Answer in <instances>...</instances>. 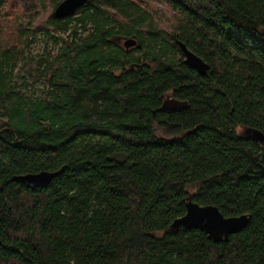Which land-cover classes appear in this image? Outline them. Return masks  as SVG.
Masks as SVG:
<instances>
[{"label": "trees", "instance_id": "16d2710c", "mask_svg": "<svg viewBox=\"0 0 264 264\" xmlns=\"http://www.w3.org/2000/svg\"><path fill=\"white\" fill-rule=\"evenodd\" d=\"M60 1L0 0L12 23L0 29V264H264V0H87L34 25ZM74 14L87 36L18 67L25 35L68 30ZM132 36L139 48L117 43ZM27 74L42 96L15 89ZM169 98L187 104L159 111ZM41 170L59 173L35 188L11 179ZM187 197L251 218L218 242L170 232Z\"/></svg>", "mask_w": 264, "mask_h": 264}, {"label": "water", "instance_id": "95a60500", "mask_svg": "<svg viewBox=\"0 0 264 264\" xmlns=\"http://www.w3.org/2000/svg\"><path fill=\"white\" fill-rule=\"evenodd\" d=\"M87 0H62L53 10L56 18H63L77 11ZM123 47L128 50L131 47H140L135 36L122 39ZM177 45L183 54V64L194 69L198 74L207 73L208 64L197 54L191 51L187 46L177 41ZM185 101L176 99L164 100L159 111H173L182 109L186 106ZM254 141L262 142L263 134L255 129H251L248 136ZM59 171L41 170L38 172H29L12 176V180L24 184L26 187L35 188L46 186L58 175ZM185 213L176 217L169 225L170 232H177L180 227L185 229H198L207 235V238L213 242L221 239L227 240L228 236L242 230L249 222L250 214H240L235 216H224L215 205H200L194 202L191 197H187L185 203Z\"/></svg>", "mask_w": 264, "mask_h": 264}, {"label": "rangeland", "instance_id": "374dc122", "mask_svg": "<svg viewBox=\"0 0 264 264\" xmlns=\"http://www.w3.org/2000/svg\"><path fill=\"white\" fill-rule=\"evenodd\" d=\"M155 4L157 5V7H160L161 9H166L165 6L160 3H155ZM53 10L54 8L48 5V7L43 10L42 15H38L37 17H35L33 21L34 25L37 24L38 22L43 23V20H45V18H47L50 12H53ZM78 16L79 14L73 15L69 23L70 29L68 30L55 29L51 25L47 28L48 32H45L43 29H39L34 33L25 35L21 43L22 56L20 57L18 67H22L25 62L30 63V61L32 60H37V61L38 60L42 61L45 59L49 60L58 53V50L63 42L71 41L73 38H77L79 36H87L88 33L90 32L89 25H87L86 28L79 27L77 30V35H74L71 31L72 28L75 26L76 18ZM166 18H165V22H166ZM4 20L5 19L3 17L0 18V22L3 21V23H0V29L8 30L9 26L12 25V23H6ZM14 24H16V22ZM6 38L7 37H5L3 43H1L2 45L6 43L5 42ZM7 41L13 42L14 38L10 36V38ZM117 43L123 47L122 39H119ZM45 62L47 61H43L42 66H40L39 68H37L38 67L37 64L33 65V68H36V70L38 69L37 71H39V75L41 74V70L43 69V66L47 65V63ZM12 84L15 86L16 90L25 93H31L34 97L42 96L43 91L46 88L42 79H40L36 75H31V74L30 75L27 74L23 78L14 76ZM239 132L244 136H248L251 132V129L240 128Z\"/></svg>", "mask_w": 264, "mask_h": 264}]
</instances>
